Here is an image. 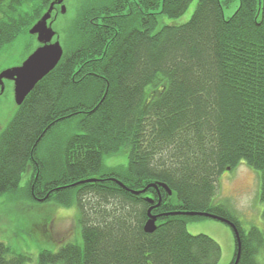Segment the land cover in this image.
I'll use <instances>...</instances> for the list:
<instances>
[{"label":"trees","instance_id":"obj_1","mask_svg":"<svg viewBox=\"0 0 264 264\" xmlns=\"http://www.w3.org/2000/svg\"><path fill=\"white\" fill-rule=\"evenodd\" d=\"M53 1L0 0V50ZM193 1L84 0L61 61L16 106L0 134V196L31 170V198L80 211L83 243L37 264H218L220 244L187 228L205 216L188 212L232 226L231 264L239 251L238 264H262L264 231L216 197L221 175L245 162L264 205V0H198L188 22L161 26ZM24 6L30 19L7 16ZM30 260L0 242V264Z\"/></svg>","mask_w":264,"mask_h":264},{"label":"rangeland","instance_id":"obj_2","mask_svg":"<svg viewBox=\"0 0 264 264\" xmlns=\"http://www.w3.org/2000/svg\"><path fill=\"white\" fill-rule=\"evenodd\" d=\"M84 0H64L66 13L59 11L54 29L65 46L66 26L71 23ZM197 1L194 0L187 12L178 19L163 17L161 26L165 24H183L188 22L195 12ZM238 1L225 7V17L233 15ZM34 8L24 6L16 14L7 16L20 18L21 14L28 19ZM0 11V18L2 17ZM30 29L23 27L18 37L4 45L0 50V73L18 67L38 47L37 37L30 34ZM14 99V83L5 81V91L0 94V134L7 127L16 113ZM127 154L121 153L114 158V163L127 164ZM31 170L23 177L19 190L13 194L0 196V242H4L15 253L26 254L31 260L25 264H37L43 251L57 252L68 243L82 244L81 229L78 225L80 211L76 206L61 205L35 200L28 195L25 187L32 177ZM260 178L257 171L242 162L235 169L225 171L219 178V193L216 201L226 203L236 213L245 229L256 226L264 231L262 216L264 205L260 201ZM192 235H208L221 246L222 255L218 264H231L236 252L235 235L232 226L219 219L205 217L190 220L187 225ZM264 264V251L259 255Z\"/></svg>","mask_w":264,"mask_h":264},{"label":"water","instance_id":"obj_3","mask_svg":"<svg viewBox=\"0 0 264 264\" xmlns=\"http://www.w3.org/2000/svg\"><path fill=\"white\" fill-rule=\"evenodd\" d=\"M58 6L60 7V12L66 13L64 0H54L50 4L49 9L30 28V34L37 37L38 47L26 58L22 65L0 73V94L5 91V81H12L14 83L16 106L23 104L36 85L57 67L64 55V47L60 41L59 34L54 29V24L57 21L59 13L55 16L53 13ZM95 181L96 179H90L79 183ZM163 186L171 194V190L166 185ZM139 193L137 192L136 194ZM186 214L190 216H205L224 221V219L210 213L188 212ZM156 220L157 217L149 212V220L145 225V230L148 233L156 230ZM239 260L240 251L237 254L234 264H238Z\"/></svg>","mask_w":264,"mask_h":264},{"label":"flooded vegetation","instance_id":"obj_4","mask_svg":"<svg viewBox=\"0 0 264 264\" xmlns=\"http://www.w3.org/2000/svg\"><path fill=\"white\" fill-rule=\"evenodd\" d=\"M59 11H60V7L58 6V7L55 9L53 15H54V16L57 15V14L59 13Z\"/></svg>","mask_w":264,"mask_h":264}]
</instances>
